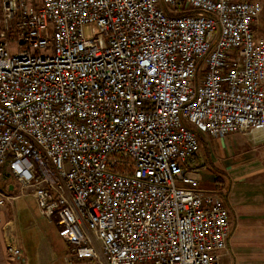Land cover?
Returning <instances> with one entry per match:
<instances>
[{
  "label": "built area",
  "instance_id": "built-area-1",
  "mask_svg": "<svg viewBox=\"0 0 264 264\" xmlns=\"http://www.w3.org/2000/svg\"><path fill=\"white\" fill-rule=\"evenodd\" d=\"M262 11L0 0V224L7 201L32 195L66 264H220L230 210L189 172L199 130L264 135ZM7 252L24 257L17 236Z\"/></svg>",
  "mask_w": 264,
  "mask_h": 264
},
{
  "label": "crops",
  "instance_id": "crops-1",
  "mask_svg": "<svg viewBox=\"0 0 264 264\" xmlns=\"http://www.w3.org/2000/svg\"><path fill=\"white\" fill-rule=\"evenodd\" d=\"M199 139L204 155L199 151L192 165H204L209 159L214 170L190 169L189 173L200 172L197 179L204 183L202 189L220 192L230 210L231 233L220 264H264V135L235 133L214 138L199 130ZM14 225L10 219L0 224V264H23L24 257L14 258L7 252L8 241L16 236ZM85 263L91 261L79 264Z\"/></svg>",
  "mask_w": 264,
  "mask_h": 264
},
{
  "label": "rangeland",
  "instance_id": "rangeland-1",
  "mask_svg": "<svg viewBox=\"0 0 264 264\" xmlns=\"http://www.w3.org/2000/svg\"><path fill=\"white\" fill-rule=\"evenodd\" d=\"M256 1H259L263 6L262 14L255 26L256 33L264 38V0ZM98 32L99 27L96 24H86L85 34L87 37H93ZM200 152V156L204 155L202 150ZM208 160L205 159L204 165L201 163L200 165L191 164L190 169L202 170L207 168L214 170L213 164L211 165ZM192 175L201 178L202 174L195 172ZM0 182L5 184L4 174L0 176ZM200 183L202 187L204 183L202 184V181ZM4 189L5 193L9 194L8 185H4ZM3 217L5 220L10 219L15 222L13 231H16L18 242L24 251L23 264H65L64 258L68 252V243L61 237L60 228L56 222L50 221L40 213L38 203L32 195L7 201Z\"/></svg>",
  "mask_w": 264,
  "mask_h": 264
},
{
  "label": "trees",
  "instance_id": "trees-1",
  "mask_svg": "<svg viewBox=\"0 0 264 264\" xmlns=\"http://www.w3.org/2000/svg\"><path fill=\"white\" fill-rule=\"evenodd\" d=\"M3 189H4V186H3Z\"/></svg>",
  "mask_w": 264,
  "mask_h": 264
},
{
  "label": "water",
  "instance_id": "water-1",
  "mask_svg": "<svg viewBox=\"0 0 264 264\" xmlns=\"http://www.w3.org/2000/svg\"><path fill=\"white\" fill-rule=\"evenodd\" d=\"M12 187H10V189H11Z\"/></svg>",
  "mask_w": 264,
  "mask_h": 264
}]
</instances>
